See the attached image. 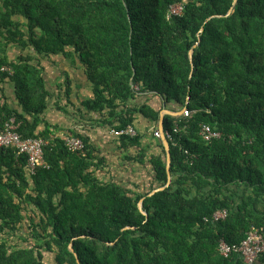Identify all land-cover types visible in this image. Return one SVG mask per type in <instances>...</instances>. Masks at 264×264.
<instances>
[{"label":"trees","instance_id":"1","mask_svg":"<svg viewBox=\"0 0 264 264\" xmlns=\"http://www.w3.org/2000/svg\"><path fill=\"white\" fill-rule=\"evenodd\" d=\"M175 3L182 12L169 14ZM232 3L0 0V83L17 104L0 95V130L13 117L22 137L47 140L34 174L24 155L0 148V264H46V255L54 264H243L218 245L240 244L252 227L264 234V0H236L227 14ZM56 54L78 58L91 86L81 105L113 130L134 127L136 115L152 123L151 133L117 136L139 148L126 157L140 163L150 147L142 139H155L146 189L99 180L87 138L72 132L84 150H69L47 123L41 63ZM163 106L189 115H164L171 181L148 195L167 181L153 134ZM202 125L219 137L205 140ZM216 210L226 217L206 221Z\"/></svg>","mask_w":264,"mask_h":264},{"label":"crops","instance_id":"2","mask_svg":"<svg viewBox=\"0 0 264 264\" xmlns=\"http://www.w3.org/2000/svg\"><path fill=\"white\" fill-rule=\"evenodd\" d=\"M10 54H17V49L12 48ZM41 64L46 87L51 93L44 117L47 123L53 126L56 134L65 137L74 132L87 138L95 156L94 165L90 170L99 180L146 189L153 182L152 168L148 161L149 154L159 151L155 139L151 136L142 139V145L150 147L141 163L135 159H128L126 156L135 157L139 148L135 146L122 148L118 137L112 132V127L103 122L104 116L99 115L98 112L87 111L81 105L83 100L91 97V86L78 58L56 54L43 58ZM0 87L2 89L0 95L4 96L2 100L17 108L12 85L3 82L0 83ZM140 100L141 98H137L138 102ZM134 123V128L143 134L151 133L153 130L152 123L140 115H136Z\"/></svg>","mask_w":264,"mask_h":264},{"label":"built area","instance_id":"3","mask_svg":"<svg viewBox=\"0 0 264 264\" xmlns=\"http://www.w3.org/2000/svg\"><path fill=\"white\" fill-rule=\"evenodd\" d=\"M183 10V5L175 3L170 6L169 14H180ZM181 114L184 116L189 115V111L185 108L182 109ZM18 123L13 117L7 119L4 122L3 128L0 130V148H14L18 155H24L26 157V168L29 174H34L39 166L45 165L43 157V147L47 144V140L37 138H24L17 131ZM176 130V129H174ZM115 136L136 134V130L132 126H127L119 130H112ZM156 137H160L158 130L154 131ZM164 135L167 138L169 134L164 131ZM200 135L205 140H211L212 138L219 137L220 133L213 131L208 125H202L200 129ZM64 145L72 151H83L84 143L76 136H65ZM226 210H216L211 218L205 219L206 221L216 222L226 217ZM218 251L222 256H228L230 252H237L241 258L243 264H253L260 253L264 251V234L261 229L252 227L248 232L246 238L236 246H229L223 240H220L218 245Z\"/></svg>","mask_w":264,"mask_h":264},{"label":"water","instance_id":"4","mask_svg":"<svg viewBox=\"0 0 264 264\" xmlns=\"http://www.w3.org/2000/svg\"><path fill=\"white\" fill-rule=\"evenodd\" d=\"M235 2H236V0H233L232 7L228 10L227 14L231 13L234 10L233 9V5L235 4ZM201 31H202V27H201V29H200L199 32H201ZM198 41H199V39H198ZM198 41L189 50V56H190V58L192 57L193 49L197 45ZM191 73H192V70H191ZM181 111H182V109L179 110V111H176V112H172L171 110H169L168 108H166L165 106H163V108L159 112V119H158L157 128H158V130L160 132V140H161V142L163 144V147L165 149L167 181H166L165 185L159 186V187L153 189L148 195L153 194L155 191L162 190L163 188H165L166 186H168L169 183H170V181H171V173H170V169H169V167H170V148H169L168 140H167V138L164 135L163 117H164L165 114H172L174 116H179V115H181ZM142 199L138 202V207H139V209L141 211H142ZM69 247H70V250L73 251V248H72L71 244H70ZM77 262H79L78 259H77Z\"/></svg>","mask_w":264,"mask_h":264},{"label":"rangeland","instance_id":"5","mask_svg":"<svg viewBox=\"0 0 264 264\" xmlns=\"http://www.w3.org/2000/svg\"><path fill=\"white\" fill-rule=\"evenodd\" d=\"M45 263H46V264H54L53 261L51 260L50 255H48V256L46 255Z\"/></svg>","mask_w":264,"mask_h":264}]
</instances>
